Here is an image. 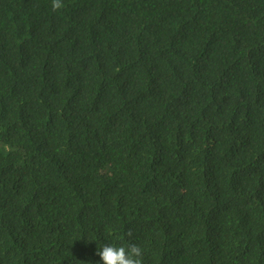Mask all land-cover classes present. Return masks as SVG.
Returning a JSON list of instances; mask_svg holds the SVG:
<instances>
[{
  "label": "trees",
  "instance_id": "1",
  "mask_svg": "<svg viewBox=\"0 0 264 264\" xmlns=\"http://www.w3.org/2000/svg\"><path fill=\"white\" fill-rule=\"evenodd\" d=\"M62 3L0 0V264H264V0Z\"/></svg>",
  "mask_w": 264,
  "mask_h": 264
},
{
  "label": "clouds",
  "instance_id": "2",
  "mask_svg": "<svg viewBox=\"0 0 264 264\" xmlns=\"http://www.w3.org/2000/svg\"><path fill=\"white\" fill-rule=\"evenodd\" d=\"M52 8L53 10L62 9V0H52ZM127 235L129 237L133 235L131 229ZM143 251L141 246L130 242L127 247L105 244L97 250L96 254L101 257L103 264H143Z\"/></svg>",
  "mask_w": 264,
  "mask_h": 264
}]
</instances>
